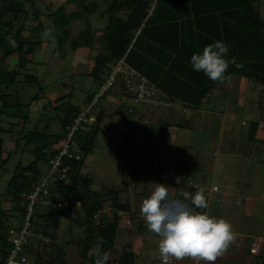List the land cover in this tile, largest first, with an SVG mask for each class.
Returning a JSON list of instances; mask_svg holds the SVG:
<instances>
[{
  "label": "trees",
  "instance_id": "obj_1",
  "mask_svg": "<svg viewBox=\"0 0 264 264\" xmlns=\"http://www.w3.org/2000/svg\"><path fill=\"white\" fill-rule=\"evenodd\" d=\"M258 1L64 0L57 4L54 0H0V62L8 58L16 60L14 68H0V179L4 180L0 191V264L6 263L13 247L8 229H19L25 223L28 200L22 194L42 181L48 170L41 171L39 164L49 169L50 158L60 150L61 131L69 130L73 119L84 107L72 101L70 94L49 100L47 106L56 111L55 119L60 128L56 132L48 131L50 117L41 127L37 122L41 121L39 118L30 117L31 102L37 101L45 89L30 70L35 50L41 49L44 42L46 46L55 42L56 51L63 58L69 48L90 49L97 43L100 50L94 56L89 74L99 86L105 79V70L123 58L130 67L154 82L168 102L197 109L209 98L218 81L213 82L203 71H195L191 56L202 54L205 46L216 41L229 48L225 59L230 63L225 78L239 75L262 85L264 90V19ZM96 12L100 17H106V24L95 30L89 16ZM30 14L31 20L37 21L35 26L26 24ZM42 17L50 18V24L43 25ZM82 20L84 27L74 33L73 24ZM49 29L50 36L33 37L34 32L44 34ZM233 58L235 63H231ZM17 82L37 87L27 103L22 102L14 91ZM94 95L88 93L85 103H90ZM102 114L95 116L87 131L77 133L79 147L71 146V154L62 158L69 166V182L49 187L50 196L58 193L79 204L65 212L45 205L42 199L34 203L28 217L29 229L48 236L50 241L29 236L18 251L26 256L27 264H70L64 259L70 245L81 255V260L74 264H95L92 248L101 238L103 250L109 253L112 250L124 217L122 214H128L130 205L119 200L116 189L109 188L104 192L93 189V181L87 172H83L86 156L97 139ZM6 117H16L18 121L7 122ZM3 133H9L10 137L5 139ZM12 133H17L16 137H11ZM9 139H13L14 149L8 147ZM24 153L31 154L34 160L23 165L21 155ZM198 190L193 186L177 187L170 198L182 199L179 193L194 195ZM105 197L111 200V217L103 212L107 202ZM38 203L47 209L34 210ZM189 207L196 212H206V209H197L191 204ZM63 216L73 218L74 224L82 229L79 235H72L70 241L64 242L59 240L57 231ZM17 218L16 226L10 223ZM42 246H49L47 255L40 251ZM135 258L136 253L131 250L109 259L107 264H135Z\"/></svg>",
  "mask_w": 264,
  "mask_h": 264
},
{
  "label": "rangeland",
  "instance_id": "obj_2",
  "mask_svg": "<svg viewBox=\"0 0 264 264\" xmlns=\"http://www.w3.org/2000/svg\"><path fill=\"white\" fill-rule=\"evenodd\" d=\"M49 1V0H45ZM64 0H54L55 3H62ZM100 2V1H99ZM101 9L103 8L102 4ZM257 6L259 8V12L261 17L264 19V0H259L257 2ZM31 14L29 15V20L26 24L35 26L37 21H32ZM50 18L42 17L43 25L50 24ZM89 22L93 29H98L100 27H104L106 24V17H100L98 12L89 16ZM85 23L84 21H78L76 24H73V32L77 33L82 30ZM24 34L28 36V33L25 31ZM39 37L41 39L46 38L43 33L38 31L33 33V37ZM54 42V41H53ZM55 43V42H54ZM49 44L46 46L44 42L41 45V49L35 50L33 56V63L30 64L31 72L36 74L39 80L45 85L44 93H41L40 98L37 101H32L30 105V117L31 118H39L41 121L39 122V126L46 122L48 119L50 121V126L48 131H58L59 124L57 122L56 111L47 106L49 100L57 99L61 95L70 94L72 101L75 103L85 106V96L88 93H96L99 89V85L96 81L93 80L92 76L89 74L92 65L94 56L99 52V44H95L92 48H78L77 50H71L70 48L67 50L65 57L61 58L58 54L57 49L55 48V44ZM45 47V48H44ZM15 58L4 59L0 62L1 69H12L15 66ZM241 79L230 78L228 79V86L230 89L238 88L239 92L243 91V83L240 82ZM245 84V83H244ZM251 86H256L258 89L262 88V86L250 82ZM119 83H116L113 88L107 91L102 97H100L97 101L96 106L93 108L92 112L96 116L99 114L100 110H104V114H102L101 121L98 124V133L97 139L92 147L91 152L86 156L85 160V171H90L94 178H91L93 181L91 187L100 192H104L109 188L116 189L119 191L117 197L121 202L129 201L130 207L128 214H122L123 219L119 224L117 229L116 241L115 244L110 251V259L113 260L122 256L125 252H130L131 250L136 253L135 264H161V260L157 255L158 248V240L160 239L154 233H151L147 230L145 222L140 215V205L142 202H139V199H143V197L148 198L153 190L156 187V184L167 185V181L165 180L164 169L166 166H177L180 168V164L185 161H191L194 156V152L190 153L185 149L181 152V156L178 157L177 149H173V153L168 155L166 159L161 163H159L158 169L155 175L148 174V178L144 175L138 177H128L125 176L130 174L129 171H143L148 168V171H152L153 163H150V156H146L143 152L147 150V145L139 147L138 150L134 154H140L138 156V160L136 163H133V160H130L128 153V141L127 138L130 136L124 132V128L127 126H133L136 120L142 118L144 115H152V111L155 109L159 110L160 108H155L151 104L146 103H137L134 104L132 100H130L126 96H122L124 98L123 105H116L115 103L109 102L108 95L118 96V91H120ZM250 87V86H249ZM253 87H251L253 89ZM250 89V88H249ZM248 89V91H249ZM257 90V89H256ZM14 91H16L21 97L22 102L27 103L31 96L36 93L37 87L24 85L23 83L17 82ZM257 93V91H255ZM254 91L250 90L248 92V98L243 108V113L247 116H250L252 113L251 119L259 121H264L261 118V113L257 111L258 105L260 106V110L264 115V107L261 106L264 104V92L261 97L257 96ZM212 94V93H211ZM211 97V95L209 96ZM255 97V104L253 105L251 102V98ZM258 97L259 102L256 100ZM213 98V96H212ZM261 104V105H260ZM257 106V107H256ZM256 108V110H253ZM26 109V108H25ZM45 109H48L47 112H44ZM162 109V108H161ZM248 118V117H247ZM7 122L16 123L18 119L16 117H6ZM46 119V120H45ZM249 119V118H248ZM250 119V120H251ZM47 120V121H48ZM248 120L250 125H253L252 122ZM252 121V120H251ZM134 122V123H133ZM237 122V121H236ZM240 122V120H239ZM263 123V122H262ZM31 125V123H30ZM139 128L142 125L138 124ZM256 125H259L257 122ZM259 126H262L261 124ZM7 127V125H6ZM16 128H19L18 126ZM143 129V128H142ZM62 134V131H61ZM206 134L204 132V128L197 124L196 131L194 132V136H202ZM210 135L209 133H207ZM5 139L10 137L9 133L2 134ZM17 133H12L11 137H16ZM207 135V137H208ZM213 136V135H212ZM210 137V136H209ZM206 138V135L205 137ZM139 144V143H138ZM8 147L11 149L15 148L13 139H9ZM7 147V148H8ZM204 144L202 145V148ZM8 148V149H9ZM10 150V149H9ZM151 151V150H150ZM18 156V155H17ZM200 156V155H199ZM16 156L13 157L15 161ZM144 158L145 160L141 159ZM34 160V157L29 153H24L21 155V162L23 165H26ZM141 163V165H140ZM155 163V162H154ZM146 164L148 167L144 166ZM156 165V163L154 164ZM41 171L48 170V167L45 165L39 164ZM261 170L264 169V161L261 164ZM155 167V166H154ZM233 170V169H232ZM234 171V170H233ZM264 172V171H261ZM233 173V172H229ZM237 173L234 171V174ZM145 174V173H144ZM239 174V173H237ZM240 175V174H239ZM157 176V177H156ZM4 183V180L0 179V191L1 185ZM176 193V191H175ZM132 197H135V201L132 200ZM106 203L104 208L105 215L112 214L110 213V205L111 200L108 197H105ZM264 202V200L262 201ZM136 204V205H135ZM47 209V206L44 204L38 203L35 205L34 210H43ZM244 223L236 222V229H243L242 232H254L257 236H264V221H257L253 219L243 220ZM13 225L19 223V219H12L10 221ZM82 229L78 228L76 224H74L73 218L69 216H63L59 219V225L57 228L59 240L70 241L72 235H79ZM264 244V241H263ZM237 249V248H236ZM40 251L47 255L50 251L49 246H42ZM238 257L235 259L232 258L230 261L231 264H252L250 259L247 257L248 253L243 250L237 251ZM247 254V256L245 255ZM64 259L70 264L77 263L81 260V255L79 252L72 246H68L64 253ZM187 259L182 261L172 260L171 264H180L185 262ZM204 264V262H203Z\"/></svg>",
  "mask_w": 264,
  "mask_h": 264
},
{
  "label": "crops",
  "instance_id": "obj_3",
  "mask_svg": "<svg viewBox=\"0 0 264 264\" xmlns=\"http://www.w3.org/2000/svg\"><path fill=\"white\" fill-rule=\"evenodd\" d=\"M230 78L241 79L240 82L245 83L242 84L243 91L239 92L238 88L230 89L227 82ZM250 82L239 75H232L225 78L223 83L218 82L215 85L212 94L210 93L211 97L204 100L200 108L188 109L181 103L166 101L167 105L162 109H155L150 116L138 117V120L133 122L136 125L127 126L129 133L126 134L130 137L126 141L129 144L130 160L136 163L140 154L134 153L138 150V146L147 145V150L143 153L150 156L152 152L150 163H153L151 166L154 169L148 171V166L144 164L146 170L129 171L130 174L125 176L126 179L134 175L135 177L144 175L148 178V174L152 176L157 173L156 171H161L158 169V164L173 153L172 148L178 150L175 154L178 157L185 149H188L190 153L194 152V156L196 155L191 161L184 160L180 168L178 165L166 166L163 177L169 185V197L175 195L177 187L193 186L199 190L203 189L208 202L205 213L217 219L223 218L232 225L236 239L228 251L216 260L215 264H231L230 261L238 257L236 252L240 250L248 253V256L246 253L245 255L252 264H264V236H257L252 231L242 232V228L236 229V222L244 223L243 220L246 219L264 221V202H262L264 200V172H261L264 171V169L261 170V164L264 161V121L260 122L259 118L251 119L253 113L247 116L242 108L246 101L250 100L248 98L250 90L257 91L255 94L259 97L264 90L262 85L258 84L262 86L258 89L256 86H251ZM254 98H251L253 105L255 104ZM107 100L119 106L124 103V98L120 94L116 97L108 95ZM256 100L259 102L258 97ZM261 106L264 107V104ZM257 108V111L261 113V118L264 119L260 106L258 105ZM99 113L104 114L105 112L102 109ZM143 118H147L149 123L145 125ZM248 120L253 125H250ZM257 122L262 126L256 125ZM140 123L142 124L140 126H143L141 129L138 125ZM197 124L204 128L206 134L194 136ZM205 135L206 138H204ZM232 169L240 175L234 174ZM83 172H87L91 178H94L90 171L83 169ZM177 178L180 180L179 184ZM214 186L217 188L214 189ZM144 199L146 197L140 198L138 203ZM132 200L135 201V197H132ZM253 246H257L256 252H250ZM186 263L197 264L190 259L180 264ZM200 264L203 262L201 261Z\"/></svg>",
  "mask_w": 264,
  "mask_h": 264
},
{
  "label": "clouds",
  "instance_id": "obj_4",
  "mask_svg": "<svg viewBox=\"0 0 264 264\" xmlns=\"http://www.w3.org/2000/svg\"><path fill=\"white\" fill-rule=\"evenodd\" d=\"M50 35L51 30H46L44 36ZM228 51V46L221 41L208 44L202 54L191 56L192 67L197 72L203 71L213 82L223 83L230 63L225 59ZM231 63H235V58ZM179 182L177 178V183ZM179 196L182 199L170 198L169 187L156 184L151 195L140 205V215L147 230L160 238L157 255L161 264L185 259L193 260L197 264L201 261L204 264H215L236 239L232 225L223 218L217 219L205 212L193 211L185 203L190 201L197 209H207L208 202L203 189L194 195L181 192ZM103 244L101 238L92 248L95 264H107L110 259V253L103 250Z\"/></svg>",
  "mask_w": 264,
  "mask_h": 264
},
{
  "label": "built area",
  "instance_id": "obj_5",
  "mask_svg": "<svg viewBox=\"0 0 264 264\" xmlns=\"http://www.w3.org/2000/svg\"><path fill=\"white\" fill-rule=\"evenodd\" d=\"M116 83H119L120 93L122 96L128 97L134 104L146 103L151 104L155 108H162L167 105L166 99L161 93L157 85L148 80L145 76L139 73L137 70L130 67L124 59H119L111 67L105 70V79L100 85L98 91L95 93L93 100L86 104L80 113L73 119L72 125L67 132H62L60 139V150L52 158H50V167L43 177L42 181L32 187L28 192L22 194V197L28 200L26 209L27 216L24 225L16 229L10 227L8 234L13 244L10 254L8 255L5 264H27L28 260L26 256L18 253L21 245L25 243L29 236L39 238L44 242H49L50 238L46 235H39L29 229L28 217L33 210V205L39 199L45 205H49L54 210L68 211V208H72L79 203L66 196H61L55 193L54 196H50L49 187L57 185V183H68V170L69 166L62 161L64 155L71 154V146L79 147L77 140V133L80 131H87L95 121V115L92 110L95 103L100 97H102L107 91L114 87ZM146 125L149 120L142 119ZM124 132L128 133L129 128H124ZM75 157L79 158V156ZM214 189L217 187L214 186ZM256 247H251V251H255ZM188 264V263H186Z\"/></svg>",
  "mask_w": 264,
  "mask_h": 264
}]
</instances>
